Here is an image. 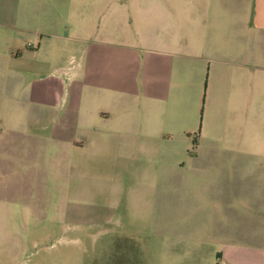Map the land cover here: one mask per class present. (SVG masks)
Listing matches in <instances>:
<instances>
[{
	"label": "crops",
	"instance_id": "0c3cea01",
	"mask_svg": "<svg viewBox=\"0 0 264 264\" xmlns=\"http://www.w3.org/2000/svg\"><path fill=\"white\" fill-rule=\"evenodd\" d=\"M26 5L24 12L23 0H0V89L8 74L17 72L15 85L24 82L18 70L26 61L32 63L30 72L35 78L43 77L47 70L63 68L59 64L54 67L48 60L40 64L28 60L39 56V51L30 50L46 40L38 39L33 31L37 16L32 14V3ZM120 21L121 42H101L96 57L112 46L128 55L142 52V92L149 102L158 100L159 104L167 96L170 102L180 101L186 72L192 85L205 83L209 100L215 104H223L234 95L237 98L233 100L248 110L258 101V155L246 160L231 149L223 150V160H218L216 146L201 147L202 132L193 138L182 126L181 117L171 116L166 122L167 116L161 113L141 120L123 116L117 122H130L120 131L79 124L75 131L49 132L48 136L62 137L63 150L75 155L89 147L98 153L120 152L126 147L135 150L136 144L153 151L152 157H138L144 171L134 173L135 180L154 191L151 203L144 202L142 208L155 213L159 232L165 236L178 235L192 220L187 230L195 238L201 232H207V237L205 244H81L72 249L73 244H67L63 251L53 245L46 264H264V0H129L121 7ZM94 36L100 38L101 30ZM2 96L0 92V180L12 163V153L24 163L28 161L25 152L29 151V158L33 153V147L26 143L31 140L15 139L14 147L8 140L1 125L7 103L15 118L24 115L30 124L42 119L40 109H53L45 102ZM96 113L97 124L114 120L110 111ZM251 121L249 113L242 119ZM177 122L178 131L166 128ZM175 138L180 142L178 149L167 145ZM64 171L55 174L62 178ZM200 199L207 203L206 210L199 208Z\"/></svg>",
	"mask_w": 264,
	"mask_h": 264
},
{
	"label": "rangeland",
	"instance_id": "374dc122",
	"mask_svg": "<svg viewBox=\"0 0 264 264\" xmlns=\"http://www.w3.org/2000/svg\"><path fill=\"white\" fill-rule=\"evenodd\" d=\"M30 2L32 14L38 20L33 31L38 39L46 42L39 48L36 44L34 49H29L39 51V56L28 60L38 64L48 60L54 67L59 64L63 68L55 72L47 70L43 77L35 78L30 72L32 63L26 61L18 70L24 82L15 85L13 77L17 72L8 74L0 89L1 98L15 95L32 103L45 102L53 108L40 109L42 119L30 124L23 114L15 118L10 102L7 103L1 125L6 129L8 140L13 147L15 139L31 140L26 143L33 147V153L29 158V151L25 152L28 155L25 163L12 153V163L1 176L0 264H46L53 245L63 251L68 249L67 244H73L70 249L81 244L98 247L100 244L196 241L205 244L207 232L198 233L195 238L187 230L192 220L179 236H165L159 232L155 213H147L142 208L144 202L151 203L154 191L135 180L134 173L144 171L138 157L151 154L152 157L153 151L136 144L135 150L126 147L120 152L98 153L89 147L75 155L63 150L62 137L48 136V133L75 131L79 124L120 131L129 127L126 123L130 121L117 122L123 116L141 120L161 113L167 116L166 122L171 116L181 117L182 126L189 129L193 138L202 132L201 147L216 146L220 151L218 160H223V150L231 149L251 160L258 155L255 153L258 152V101H253L248 110L237 99L233 100L237 98L234 95L223 104H215L209 100L205 83L192 85L186 72L180 101L170 102L167 96L159 104L158 100L149 102L142 92V52L128 55L112 46L104 48L99 58L95 55L101 42H121V7L129 0H23L24 12ZM99 30L102 36L97 38L94 35ZM99 111H110L114 120L97 124ZM247 113L251 114L252 121L242 122ZM179 122L166 128L178 131ZM14 131L17 138L13 137ZM167 145L180 148L177 138ZM185 157L183 154L184 160ZM62 170L65 176L60 178L55 173ZM198 189L201 194V184ZM206 206L200 199L199 208L206 210Z\"/></svg>",
	"mask_w": 264,
	"mask_h": 264
}]
</instances>
